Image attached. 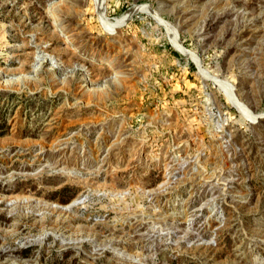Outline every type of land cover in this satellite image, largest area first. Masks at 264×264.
I'll list each match as a JSON object with an SVG mask.
<instances>
[{
    "label": "rangeland",
    "instance_id": "obj_1",
    "mask_svg": "<svg viewBox=\"0 0 264 264\" xmlns=\"http://www.w3.org/2000/svg\"><path fill=\"white\" fill-rule=\"evenodd\" d=\"M263 116L264 0H0V264H264Z\"/></svg>",
    "mask_w": 264,
    "mask_h": 264
},
{
    "label": "bare ground",
    "instance_id": "obj_2",
    "mask_svg": "<svg viewBox=\"0 0 264 264\" xmlns=\"http://www.w3.org/2000/svg\"><path fill=\"white\" fill-rule=\"evenodd\" d=\"M116 21H117V20H116ZM117 22H118V21H117ZM117 22H116V23H117ZM114 24H115V23H114ZM114 24L112 23V25H114ZM111 28H112V27H111ZM228 88H229V87H228ZM229 96H230V95H229ZM233 96H234V95H233ZM242 107H243V105H242ZM263 117H264V116H263ZM255 118H256V117H255Z\"/></svg>",
    "mask_w": 264,
    "mask_h": 264
}]
</instances>
